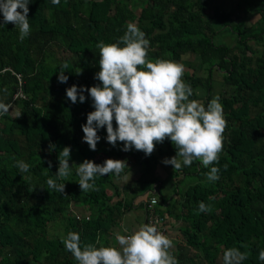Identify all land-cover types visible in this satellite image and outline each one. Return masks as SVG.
<instances>
[{
	"label": "trees",
	"instance_id": "16d2710c",
	"mask_svg": "<svg viewBox=\"0 0 264 264\" xmlns=\"http://www.w3.org/2000/svg\"><path fill=\"white\" fill-rule=\"evenodd\" d=\"M238 7L243 18L259 15V20L251 27L247 19L236 23L231 12L209 0H60L59 5L31 0L28 37L21 41L14 24L0 26V102L11 106L0 115V264H78L62 236L77 232L82 247L99 238L97 247L118 248L115 228L139 209L183 224L170 249L179 264H223L224 251L233 247L247 253L241 264H264L258 258L264 250V0H239ZM130 22L146 34L153 62L195 57L205 74L184 71L182 79L193 89L190 99L207 107L218 95L227 121L217 163L206 168L194 160L172 171L179 179L173 199L155 175L158 154L176 155L170 140L157 144L151 156L124 152L121 142L107 143L105 127L92 151L81 126L94 111L93 101L88 93L83 104L66 97L72 85L100 83L94 79L100 71L97 44L116 43ZM223 29L236 34L234 43H215ZM61 72L69 77L66 84L58 81ZM66 146L72 149L70 166L114 159L127 161L128 168L119 178L96 176L95 190L82 193L75 167L67 179L55 177ZM16 160L27 163L28 172L15 167ZM135 166L140 175L121 186ZM212 167L219 169V179L209 182ZM188 176L197 181L181 185ZM49 178L65 183V193L49 188ZM153 198L157 203L149 208ZM199 202L211 211L199 212ZM73 207L89 215L78 216ZM50 222L59 224L62 234L50 237ZM165 232L171 239V230Z\"/></svg>",
	"mask_w": 264,
	"mask_h": 264
},
{
	"label": "clouds",
	"instance_id": "9594fccd",
	"mask_svg": "<svg viewBox=\"0 0 264 264\" xmlns=\"http://www.w3.org/2000/svg\"><path fill=\"white\" fill-rule=\"evenodd\" d=\"M30 3L31 0H0V14L3 16L0 26L14 24L21 41L31 31L28 18ZM52 3L59 5L60 0H52ZM145 36L136 24L130 22L116 43L99 42L100 71L94 79L100 83L91 88L72 85L66 89V97L73 104H83L87 99L84 93H88L93 101L94 111L87 114V122L81 126L83 142L89 145L90 150L96 151L101 140L98 131L106 127L107 143L115 147L117 142H121L123 148L120 150L124 152L135 149L151 156L157 144L170 140L176 155L165 158L162 163L172 166L174 171L191 166L194 160L201 161L206 168L217 163L223 151V134L227 127L220 97H214L207 107L191 100L193 89L182 79L184 65L173 60L156 59L153 62L148 59L150 41ZM68 79L65 72L58 75L59 83L66 84ZM10 107L0 102V115L7 114ZM49 150H55V145L50 144ZM71 151V147L66 146L59 152L55 177L65 180L75 167L82 193L95 190L96 176L114 174L119 178L128 168L127 161L114 159H107L102 164L85 159L78 166H70ZM15 167L22 173L29 170V165L22 160H16ZM218 172L217 167H212L206 174L207 180L217 181ZM46 183L49 188L65 193V183H57L52 178ZM198 208L199 212L211 211V206L204 202H199ZM145 222L132 234L117 233L115 241L119 248L97 247L99 238L96 244H84L82 247L80 234L71 231L66 237H61V242L78 264H179L170 252L173 242L166 236L165 228L160 227L164 234L147 219ZM246 258L247 253L235 247L228 248L223 253V264H241ZM258 258L264 261V250L259 252Z\"/></svg>",
	"mask_w": 264,
	"mask_h": 264
},
{
	"label": "rangeland",
	"instance_id": "374dc122",
	"mask_svg": "<svg viewBox=\"0 0 264 264\" xmlns=\"http://www.w3.org/2000/svg\"><path fill=\"white\" fill-rule=\"evenodd\" d=\"M238 2L239 0H209V3L213 4V5H219L221 8H223V10H226L228 12H231L233 14V18L236 20L235 22L236 23H240V22H244L245 19L246 22L245 24L248 26V27H251L252 25H254L258 20H259V15H254L250 18H243L244 17V11H243V8H239L238 7ZM222 10V9H221ZM210 14H213V10L209 11ZM239 21V22H237ZM225 29H223V32H221L220 34H218L215 38V43L216 44H220L222 41L224 43H230V41H232V43H234V40L236 41V34H233L231 32L230 29H226V31H224ZM179 63H182L184 65V68H185V71H193V72H199L198 74L199 75H203L205 74V71H198V63L195 59V57L193 55H186L183 57V60H181ZM215 88L218 89L219 88V85H220V82L218 81H215ZM12 110V113L13 115H16V111H14L13 109ZM158 157L161 159L160 161L158 160L157 162V166L155 168V175L157 177H159L163 183V190H164V194H166L167 197H171L172 199L174 198V191H175V188L177 186V183L179 181V179L177 177H172V171H174V168L170 165H164L162 163V161L169 157V155H160L158 154ZM170 158V157H169ZM139 167L135 166V168H133V170L128 174V176L120 183L121 186L122 185H125L126 183L132 181L133 179L137 178V174L139 173L140 169H138ZM140 175V173H139ZM138 175V176H139ZM196 182L197 181V178L196 177H193V176H188L181 185L187 183L188 185L189 184H192L193 182ZM192 182V183H191ZM177 197V196H176ZM178 198V197H177ZM145 200V199H144ZM139 201H141V199H139ZM139 203V202H137ZM73 209L75 210L74 213L76 215H80L81 216V213H86V215H89L88 213L89 212H84L83 209H77V208H74ZM141 210H133L132 212H129L127 214V216L125 217L124 219V224H123V227H120V228H115V233H119V234H122V235H125L126 232L124 231V229H127V231L133 233V226L131 225H128L127 226V223L126 221L128 219H131V218H136L137 221H138V224H137V229L139 228L140 225L142 224H145L146 222L143 221V214L140 213ZM131 217V218H129ZM34 218H37V220H39V215H36L34 216ZM171 221V220H170ZM168 219L167 220H164L159 227H164L166 228L168 231L171 230V232L173 233L171 235V240H175L176 238V234L175 231H177V229H180V226L182 227L183 224H179L177 221H173L172 224H170V222ZM166 223V225H165ZM50 232L49 236L50 237H54V236H57V235H60L62 234V228L59 224H53V223H49V226H48V233ZM124 233V234H123ZM165 234V233H164ZM166 236H167V233H166ZM119 248V246H118Z\"/></svg>",
	"mask_w": 264,
	"mask_h": 264
},
{
	"label": "built area",
	"instance_id": "2783aa9c",
	"mask_svg": "<svg viewBox=\"0 0 264 264\" xmlns=\"http://www.w3.org/2000/svg\"><path fill=\"white\" fill-rule=\"evenodd\" d=\"M156 203H157V200H156L155 198H153V199L151 200L150 204H149V208L154 207V205H155ZM153 214H154V210H153L152 213L150 212V214H148V218H150L149 223L154 224V225L158 228L159 231L163 232V231L160 229V227H159L160 224L163 222V219H157ZM163 233H164V232H163Z\"/></svg>",
	"mask_w": 264,
	"mask_h": 264
},
{
	"label": "crops",
	"instance_id": "0c3cea01",
	"mask_svg": "<svg viewBox=\"0 0 264 264\" xmlns=\"http://www.w3.org/2000/svg\"><path fill=\"white\" fill-rule=\"evenodd\" d=\"M132 211H133V210H132ZM132 211H131V212H132ZM140 213L143 214L142 211H141ZM145 217H146V214H143V221H145ZM129 218H131V217H129ZM126 223H127V226H128V225L133 226V227H132V228H133V230H132L133 232L136 231V230H138V229L136 228V227H137V224H138V221H137L136 218L133 217V218H131V219H128V220L126 221ZM126 233H127V235H128V234H132V233L129 232V231H127Z\"/></svg>",
	"mask_w": 264,
	"mask_h": 264
}]
</instances>
